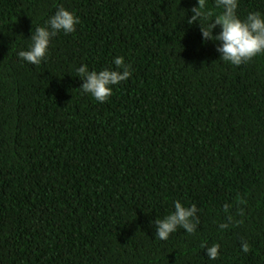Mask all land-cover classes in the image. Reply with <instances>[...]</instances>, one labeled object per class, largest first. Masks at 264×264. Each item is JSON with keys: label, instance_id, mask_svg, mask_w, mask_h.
Returning a JSON list of instances; mask_svg holds the SVG:
<instances>
[{"label": "trees", "instance_id": "obj_1", "mask_svg": "<svg viewBox=\"0 0 264 264\" xmlns=\"http://www.w3.org/2000/svg\"><path fill=\"white\" fill-rule=\"evenodd\" d=\"M60 5L76 30L39 65L19 59ZM194 6L0 0V264H264V54L222 61L199 25L221 9L206 0L189 25ZM253 11L264 0H239ZM115 56L132 75L96 102L75 68ZM177 200L196 205L195 232L154 238Z\"/></svg>", "mask_w": 264, "mask_h": 264}, {"label": "clouds", "instance_id": "obj_2", "mask_svg": "<svg viewBox=\"0 0 264 264\" xmlns=\"http://www.w3.org/2000/svg\"><path fill=\"white\" fill-rule=\"evenodd\" d=\"M215 7L221 9L220 13L211 20L207 27L200 23L202 43L207 41L218 42L216 51L222 61L233 66H239L251 60L253 57L264 54V14L249 12L241 19L236 12L239 0H214ZM206 0H196V6L191 8L192 15L188 18L189 25L206 18L210 13L204 11ZM79 24V18L73 12L62 5L44 22L43 26H37L31 32L30 44L27 49L19 50L16 55L22 61L39 65L46 59L48 47L52 37L59 32L73 33ZM219 26V32L213 33V29ZM114 66V67H113ZM77 77L82 81L79 89L89 94L96 102H105L113 91V86L127 80L131 75V65L125 63L123 56H115L112 66L99 71L89 70L86 64L75 68ZM174 210L163 218H156L154 225V238L166 240L177 229H184L187 234L195 232L198 220L196 218L197 207L195 204L186 206L181 201L173 202ZM221 229L226 224H220ZM220 245L213 243L211 246L201 244L210 260L218 257ZM241 251L247 253L249 245L241 243Z\"/></svg>", "mask_w": 264, "mask_h": 264}]
</instances>
